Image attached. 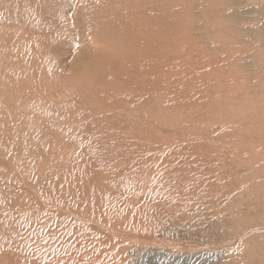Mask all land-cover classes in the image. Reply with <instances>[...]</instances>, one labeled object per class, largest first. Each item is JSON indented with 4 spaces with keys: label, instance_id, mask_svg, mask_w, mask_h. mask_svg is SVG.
<instances>
[{
    "label": "rangeland",
    "instance_id": "374dc122",
    "mask_svg": "<svg viewBox=\"0 0 264 264\" xmlns=\"http://www.w3.org/2000/svg\"><path fill=\"white\" fill-rule=\"evenodd\" d=\"M104 7L0 0V264L264 262V0H163L106 63Z\"/></svg>",
    "mask_w": 264,
    "mask_h": 264
},
{
    "label": "bare ground",
    "instance_id": "6f19581e",
    "mask_svg": "<svg viewBox=\"0 0 264 264\" xmlns=\"http://www.w3.org/2000/svg\"><path fill=\"white\" fill-rule=\"evenodd\" d=\"M85 1H87V0H85ZM100 1V0H99ZM107 1V5L109 6V7H104L101 11H97L96 13H93V14H90L89 16H88V18L87 19H85V22H84V24L86 25V28H88V30H90V32L91 31H96L97 33L95 34L96 35V37H100V35H101V37L102 38H104L103 39V43H102V48L100 49V60H101V62H114V61H116V58L114 57V52H113V50H112V45H114L115 43H117V41L116 40H119V41H121L122 42V46L123 47H127V49H128V52L130 53V54H135V53H137V54H139L138 52H140L139 50H142V48L141 47H138L139 45H144L143 46V49H145L146 51H150L151 49H152V46L154 45V43L155 42H157V41H160V39L162 38V32H163V26H162V20H161V12H162V5H163V0H106ZM80 2V1H79ZM84 2V1H83ZM80 4V3H79ZM58 15V14H57ZM98 18H102L101 20L100 19H98ZM97 20V21H96ZM95 28H97L98 29V31L95 29ZM113 35H116V36H118L120 39H114V38H112L111 36H113ZM68 38V35H64V39H67ZM145 44H147V46L145 45ZM144 54V53H143ZM146 54V53H145ZM140 57V56H139ZM143 58V57H142ZM148 58H150L149 56H148ZM146 59V58H145ZM144 59V60H145ZM142 60V59H141ZM151 60V59H150ZM235 178V177H234ZM237 179V178H236ZM115 181V180H114ZM139 181V180H138ZM128 182V181H127ZM212 182V181H211ZM130 184V183H129ZM128 184V185H129ZM106 185V184H105ZM113 185V184H112ZM111 185V186H112ZM115 185V184H114ZM113 185V186H114ZM107 186V185H106ZM243 188H244V186H243ZM56 188H54V190H55ZM67 189H69V188H67ZM97 189H99V188H97ZM242 189V188H241ZM95 190H96V188H95ZM100 190V189H99ZM111 190H112V188H111ZM119 190V189H118ZM58 191V190H57ZM57 191H54V193H56ZM69 191V190H68ZM200 191V190H199ZM209 190H207V192H208ZM224 190H222V192H223ZM71 192V191H70ZM94 192V191H93ZM93 192H92V194H93ZM104 192V191H103ZM107 192H108V188H107ZM107 192H106V194H107ZM118 192V191H117ZM142 192V191H141ZM176 192V191H175ZM210 192V191H209ZM225 192V191H224ZM226 192H227V189H226ZM61 193V192H60ZM172 193V192H171ZM170 193V194H171ZM201 193H202V191H201ZM211 193V192H210ZM68 195H69V192L67 193ZM99 194H100V192H99ZM189 194V195H188ZM182 193V192H178V193H176V200L179 202V204H181V205H179V206H177V204H176V206L179 208V209H182V207L184 206L183 204H182V200H184V199H188L189 197H190V193ZM212 194H213V192H212ZM215 194V193H214ZM220 194H222V193H220ZM232 194V193H231ZM56 195V194H55ZM61 195V194H60ZM64 195H66V194H64ZM63 195V196H64ZM91 195V194H90ZM96 195V193H94V197H96L95 196ZM108 195H110V193L108 194ZM149 195V194H148ZM216 195V194H215ZM229 195V194H228ZM58 196V195H57ZM77 196V195H76ZM93 196V195H92ZM102 196V195H101ZM105 197H106V195H104ZM141 196H142V194H141ZM198 196V195H197ZM202 198H201V200L200 201H203V202H207L208 204H210V203H212V201H211V199H208V198H206V197H204V194H202ZM59 197V196H58ZM57 197V198H58ZM67 197V196H66ZM69 197V196H68ZM104 197V198H105ZM110 197V196H109ZM112 197H114V196H112ZM140 197V196H139ZM138 197V198H139ZM52 198H56L55 196L54 197H52ZM57 198L55 199V201L54 202H56V200H57ZM63 198V197H62ZM64 198H65V196H64ZM78 198V197H77ZM93 198V197H92ZM99 198V197H98ZM120 198V197H119ZM151 198V197H150ZM149 198V199H150ZM171 198H172V195H171ZM170 198V199H171ZM215 198H217V197H215ZM47 199V198H46ZM51 200V202H52V199L51 198H48V200ZM73 199V198H72ZM82 199V198H81ZM84 199H85V197H84ZM91 199V198H90ZM96 200H97V198H95ZM106 199H108V198H106ZM146 199V198H145ZM74 200V199H73ZM72 200V201H73ZM87 200H88V197H87ZM96 200H94V201H96ZM104 200V199H103ZM116 200V199H115ZM114 200V202H116L117 203V201H115ZM213 200V199H212ZM60 201H61V199H60ZM65 201V200H64ZM110 201V200H109ZM135 201H137V200H135ZM145 201L146 200H144V203H145ZM187 201V200H186ZM86 202H89V201H86ZM108 202V201H107ZM113 201H112V203H114ZM138 202V201H137ZM175 202V201H174ZM188 202V201H187ZM192 202V201H191ZM217 202L218 201H215L214 200V205L215 204H217ZM48 203V202H47ZM63 203H65V202H63ZM62 203V204H63ZM69 203H70V201H69ZM75 203H77V202H75ZM102 203H104V202H102ZM106 203V202H105ZM112 203H107V204H109L110 206H111V204ZM143 203V202H142ZM143 203V204H144ZM177 203V202H176ZM48 204H50V203H48ZM52 204V203H51ZM54 204V203H53ZM56 204V203H55ZM60 204V203H59ZM61 204V205H62ZM82 204V203H81ZM84 204V203H83ZM93 204H94V202H93ZM128 204H129V202H128ZM172 204V203H171ZM192 204H194V203H192ZM203 205H204V203H202ZM57 205V204H56ZM87 205V204H86ZM101 204H99V206H100ZM103 205V204H102ZM117 205H118V203H117ZM120 205V204H119ZM118 205V206H119ZM126 205V204H125ZM136 205V204H135ZM170 205V204H169ZM211 205V204H210ZM218 205V204H217ZM216 205V206H217ZM220 205V204H219ZM58 206V205H57ZM68 206V205H67ZM71 206V205H70ZM95 206V205H94ZM93 206V207H94ZM106 206H108V205H106ZM109 206V207H110ZM122 206H124V205H122ZM122 206H120L121 208H122ZM127 206V205H126ZM126 206H125V208L124 209H126ZM141 206H142V204H141ZM140 206V207H141ZM173 206V205H172ZM224 206V205H223ZM62 207V206H61ZM112 207V206H111ZM138 207V206H137ZM136 207V208H137ZM143 207H144V209H146L147 207H146V205L144 204L143 205ZM146 207V208H145ZM207 207V206H206ZM218 208H219V206H217ZM220 207H222L221 205H220ZM46 208V207H45ZM85 208V207H84ZM83 208V209H84ZM86 208H88V206H86ZM102 208V207H101ZM121 208H119L118 207V209H120L121 210ZM127 208H129L128 206H127ZM188 208V207H187ZM192 208V207H191ZM56 209V208H55ZM55 209H53V210H55ZM65 209V208H64ZM67 209V208H66ZM91 209V208H90ZM105 209H107V207L105 208ZM109 209V208H108ZM112 209V208H111ZM113 209H114V207H113ZM117 209V208H116ZM133 209H134V207H133ZM138 209V208H137ZM139 209H141V208H139ZM165 209V208H164ZM163 209V210H164ZM169 209V208H168ZM197 209V208H196ZM201 209H203L202 207H201ZM212 209H214V208H212ZM216 209V208H215ZM103 210V209H102ZM119 210V211H120ZM184 210H187V209H185L184 208ZM76 211V210H75ZM108 211V210H107ZM124 211V210H123ZM137 211V210H136ZM135 211V212H136ZM194 211H198V210H194ZM209 211V210H208ZM88 212V211H87ZM86 212V213H87ZM93 212V211H92ZM105 212H106V210H105ZM111 212V210L108 212V213H110ZM125 212V211H124ZM132 212V211H131ZM168 212V211H167ZM171 212V211H170ZM170 212H168V213H170ZM183 212V211H182ZM182 212L181 213H179V214H182ZM187 212H189V211H187ZM192 212V211H191ZM199 212H201V211H199ZM204 212V211H203ZM224 213H226L225 211H223ZM83 213V212H82ZM94 213H95V211H94ZM102 213V212H101ZM107 213V212H106ZM105 213V214H106ZM119 213V212H118ZM118 213H116V214H118ZM138 213V212H137ZM88 214H90V213H88ZM111 214V213H110ZM113 214H114V212H113ZM134 214V213H133ZM167 214V213H166ZM165 214V215H166ZM188 214V213H187ZM192 214V213H191ZM69 215V214H68ZM77 215V214H76ZM95 215V214H94ZM130 215V214H129ZM155 215V214H154ZM178 215V214H177ZM177 215L175 216V218L177 217ZM195 215V214H194ZM81 216V215H80ZM108 216V214H106V217ZM112 216V215H111ZM117 216H119V214L117 215ZM124 216V215H123ZM162 216V215H161ZM164 216V215H163ZM180 216H182V215H180ZM218 216H220V217H218L219 219H221V222L223 223L222 225L221 224H217V223H215V224H213L212 222V224H213V226L214 227H216V228H220V231H231V230H235L236 228L234 227V228H230L229 227V223L227 224L228 226H226V222H225V220H223L224 219V216H225V214H221V215H218ZM100 217V216H99ZM157 217V216H156ZM158 217H159V215H158ZM202 217V216H201ZM206 217V216H205ZM85 218H86V216H85ZM88 218V217H87ZM101 218V217H100ZM161 218V217H160ZM167 218H169V217H167ZM174 218V217H173ZM217 218V217H216ZM90 219H92V218H90ZM117 219V218H116ZM151 219H152V217H151ZM163 219V218H162ZM165 219V218H164ZM218 219V220H219ZM114 220V219H113ZM112 220V221H113ZM153 220H155V218L153 219ZM176 220V219H175ZM177 220H178V217H177ZM183 219H180L179 218V220L177 221V222H179V223H181V221H182ZM185 220H186V218H185ZM184 220V221H185ZM190 220V219H189ZM207 220V219H206ZM85 221V220H84ZM83 221V222H84ZM96 221V220H95ZM108 221V220H107ZM160 221V220H159ZM167 221V220H166ZM169 221H170V219H169ZM187 221V220H186ZM185 221V222H186ZM192 221V220H191ZM79 222V221H78ZM117 222V221H116ZM156 222V221H155ZM163 222V221H162ZM172 222V221H171ZM171 222H169L170 224H171ZM61 223H63V222H61ZM159 223V222H158ZM183 223V222H182ZM53 224V223H52ZM80 224H81V221H80ZM93 224V223H92ZM113 225L115 224L114 222L112 223ZM189 224V223H188ZM55 225V224H54ZM103 225V224H102ZM117 225H118V222H117ZM173 225V224H172ZM175 225V224H174ZM186 225V224H185ZM206 225V224H205ZM106 226V225H105ZM175 226H177V225H175ZM219 226V227H218ZM107 227V226H106ZM114 227V226H113ZM192 227V224H191V226H190V228ZM56 228V227H55ZM64 228H66V227H64ZM70 228V227H69ZM110 228V227H109ZM115 228V227H114ZM189 228V229H190ZM196 228V227H195ZM199 228H200V226H199ZM103 229V228H102ZM111 229V228H110ZM185 229H187V228H185ZM188 229V230H189ZM191 229H193V228H191ZM262 229H263V227H262ZM65 230V229H64ZM205 230V229H204ZM255 230V229H254ZM258 231H259V229H257ZM79 231H80V229H79ZM84 231V230H83ZM82 231V232H83ZM116 231V230H115ZM119 230H117V232H118ZM121 231H122V229H121ZM264 231V230H263ZM86 232V231H85ZM84 232V233H85ZM207 232V231H206ZM248 232V231H247ZM249 232L251 233V231L249 230ZM257 232V231H256ZM77 233V232H76ZM111 233V232H110ZM120 233H122V234H124V231L123 232H120ZM198 233V232H197ZM242 233V232H241ZM244 233V232H243ZM253 233V232H252ZM221 234V233H220ZM246 234H248V233H246ZM245 234V235H246ZM257 234V233H256ZM260 234V233H259ZM77 235V234H76ZM82 235V234H81ZM125 235V234H124ZM210 235V234H209ZM249 235V234H248ZM61 236V235H60ZM60 236H59V238H60ZM114 236V235H113ZM255 236V235H254ZM260 236V235H259ZM131 237V236H130ZM222 237V236H221ZM243 237V236H242ZM246 237H251V235L250 236H246ZM63 238V237H62ZM83 238V237H82ZM132 238V237H131ZM240 238V237H239ZM243 238H245V237H243ZM204 239V238H203ZM211 239V238H210ZM221 239V238H220ZM232 239H235V238H232ZM208 240H209V238H208ZM207 240V241H208ZM229 240V239H228ZM238 240V239H237ZM242 240V239H241ZM137 241H139V240H137ZM206 241V240H205ZM204 241V242H205ZM230 241V240H229ZM218 242V241H217ZM123 243V242H122ZM126 243H128V242H126ZM222 243V242H221ZM224 243V242H223ZM71 244V243H70ZM77 244V243H76ZM80 244V243H79ZM237 244V243H236ZM244 244V243H243ZM124 245V244H123ZM212 245V244H211ZM235 245V244H234ZM234 245H233V247H234ZM245 245V244H244ZM82 246V245H81ZM243 246V245H242ZM75 247V246H74ZM119 247V246H118ZM65 248V247H64ZM242 248H244V247H242ZM242 248H240V249H242ZM238 249V248H237ZM99 250V249H98ZM236 250V249H235ZM69 251V250H68ZM87 251H88V248H87ZM86 251V252H87ZM112 251V250H111ZM238 251V250H237ZM53 252V251H52ZM55 252V251H54ZM71 252V251H70ZM77 253V252H76ZM244 253V252H243ZM243 253H242V255H243ZM50 254V253H49ZM66 254V253H65ZM96 254V253H95ZM107 254H108V252H107ZM71 255V254H70ZM91 255V254H90ZM237 254H236V252H235V256H236ZM238 255H240L239 253H238ZM242 255H240V256H242ZM102 256H104V254L102 255ZM240 256H238V258H240ZM256 256V255H255ZM53 257V256H52ZM243 257V256H242ZM246 257V256H245ZM244 257V258H245ZM254 257V256H253ZM247 258V257H246ZM257 258V257H256ZM259 258V257H258ZM261 258V257H260ZM72 259H74L73 257H72ZM86 259V258H85ZM236 259V258H235ZM71 260V259H70ZM99 260V259H98ZM259 260L260 259H258V261L257 262H259ZM264 260V259H263ZM43 261H45V260H43ZM84 261H86V260H84ZM95 261V260H94ZM261 261V260H260ZM71 262V261H70ZM90 262V261H89ZM93 262V261H92ZM104 262H106V261H104ZM232 262V261H231ZM242 262H244L245 263V260H243ZM249 262V261H248ZM262 262V261H261ZM40 263V262H39ZM80 263H82V262H80ZM79 264V263H78ZM221 264V263H220ZM222 264H223V262H222ZM230 264H238V263H230ZM250 264H254V263H250ZM255 264H264V262H262V263H255Z\"/></svg>",
    "mask_w": 264,
    "mask_h": 264
}]
</instances>
